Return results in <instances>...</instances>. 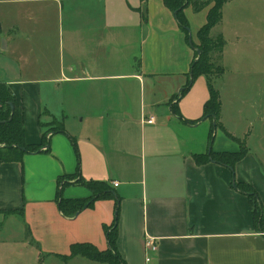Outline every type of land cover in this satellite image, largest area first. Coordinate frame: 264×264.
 I'll return each mask as SVG.
<instances>
[{
    "label": "crops",
    "instance_id": "1",
    "mask_svg": "<svg viewBox=\"0 0 264 264\" xmlns=\"http://www.w3.org/2000/svg\"><path fill=\"white\" fill-rule=\"evenodd\" d=\"M0 5L16 7L15 19L6 14L0 23V83L19 100L26 143L41 145L45 134L49 143L22 163L0 165V264L77 263L80 257H62L79 243L107 250L113 198L73 218L59 210L62 184L64 199L93 196L80 180L119 184L113 189L121 203L117 250L126 264H264V236L254 230L249 200L233 185L231 170L199 166L195 156L237 152L246 137L249 154L237 165L245 162L249 172L237 168L236 181L252 185L263 206L264 165L248 145L250 132L239 138L225 127L222 111L210 145L214 123L201 120L209 80L200 76L183 96L195 50L164 0ZM34 5L48 7L42 18ZM208 12L184 11L190 26L189 17L203 16L192 29L195 41ZM221 22L212 31L218 38ZM224 41L212 60L226 80ZM2 111L0 105V123ZM152 118L153 124L144 122ZM60 123L67 134L51 130ZM70 138L78 142L79 174ZM149 238L156 252L146 249Z\"/></svg>",
    "mask_w": 264,
    "mask_h": 264
},
{
    "label": "trees",
    "instance_id": "2",
    "mask_svg": "<svg viewBox=\"0 0 264 264\" xmlns=\"http://www.w3.org/2000/svg\"><path fill=\"white\" fill-rule=\"evenodd\" d=\"M148 1L149 0H142L144 5H146ZM228 2L229 0H215L213 9L208 12L206 24L201 29H199V45L198 47L193 45L196 52L195 60H193L191 66L189 83L182 92L183 96L199 79L200 76L208 77L209 75H220L225 72L223 68L212 61V53H214V51H216V53H222L225 47V41L223 37H220L214 41L211 37V32L213 31L214 27L222 21V10ZM164 5L176 16L179 28L185 31L189 40L190 31L188 30V20L186 15H184V10L190 5H193L194 12L198 14V12H200V8H198L197 4H194L192 0H164ZM209 92L210 99L204 105L205 111L201 120L208 118L214 123L213 130L209 137L210 145H212L214 133L216 129L220 127L218 120L222 111V103L220 92H218L216 88L214 89L210 82ZM10 104H14L15 106V113L13 117L10 110ZM0 105L3 110V122L0 123V165L3 163H22V158L26 154L42 152V150L49 144L48 140L46 139V134L44 135L41 145H28V143H26L25 128H23L22 118L19 112V100L12 96L9 87L2 83H0ZM172 108L173 113L179 116L178 108H176V106H173ZM185 122L189 123L186 120ZM58 126L60 128L55 129L54 131L67 134L65 127H63L61 123ZM70 140L73 143L76 158H78L77 174H79L81 168V157L78 142L74 138H70ZM248 152L249 149H247L245 145L240 146V149L237 152L232 153H215L213 150H209L207 154L195 156V162L199 166L209 163H214L216 165L219 164L231 170L233 176V185L249 200L253 215L254 230L258 231L261 235H264V208L258 192L252 185L238 183L235 179V167L239 162L248 156ZM67 177L68 176L64 177L59 182V186H61L65 179H68ZM79 183L82 186L88 188L93 193V196L88 199H64L62 196V191L63 187H65L67 183L62 184L57 196L60 212L66 217L73 218L76 217L78 213L86 209H93L95 205L94 203L96 201L113 198L116 203L114 217L115 220L110 228L104 226V233L108 243L107 250H99L96 246L89 243H79L70 247V255L62 257L63 261L67 262L71 259L80 257L92 263L126 264L121 257L119 250H117V241L119 237L118 224L121 208L120 198L116 195V192L113 190L114 188H111L110 184L106 182L80 180Z\"/></svg>",
    "mask_w": 264,
    "mask_h": 264
},
{
    "label": "rangeland",
    "instance_id": "3",
    "mask_svg": "<svg viewBox=\"0 0 264 264\" xmlns=\"http://www.w3.org/2000/svg\"><path fill=\"white\" fill-rule=\"evenodd\" d=\"M192 1L200 8V12L210 11L215 5V0ZM189 7L194 11L193 5ZM14 8H16L14 5H0V23L1 19L6 20L4 18L6 14L10 18L15 19L16 10ZM47 9L48 7L45 5H34L32 12L36 17L42 18L43 13L47 12ZM223 14L224 19L217 30L223 34L226 40L227 46L225 48L223 66L226 68L229 78L224 80L226 78L223 77L224 73L209 75L207 78L214 89L216 88L220 92L223 107L221 117L223 123H225V127L237 134L239 138L243 133L246 132L247 134L249 131L251 136L249 137L248 145L254 153H257L258 160L264 165V0H231L225 7ZM24 16H26V13L22 14V17ZM202 18L203 16L199 15L195 20L189 17L191 19V26L189 22L188 25L191 35L194 31L192 29L198 26ZM212 35L215 36L216 34H212L211 32V37ZM236 35L241 37L247 35L248 37L251 36V38L243 42L238 41ZM196 38L195 41V36L193 35L192 44L198 47V34ZM217 39L218 37L216 36L213 38L214 41ZM186 42L189 43L187 35ZM215 56L216 51L212 53V59ZM190 71L191 67L186 74L188 82L190 80ZM58 125L51 130L59 129ZM245 138L240 139V146L245 145L248 149L247 138ZM237 168L239 169V174L243 173L242 171L245 174L249 172L245 162L244 164L237 165L235 167V179H237ZM10 215H13V212H5V217ZM46 264L58 263L48 258ZM73 264L99 263H92L79 258V261L77 263L73 262Z\"/></svg>",
    "mask_w": 264,
    "mask_h": 264
},
{
    "label": "built area",
    "instance_id": "4",
    "mask_svg": "<svg viewBox=\"0 0 264 264\" xmlns=\"http://www.w3.org/2000/svg\"><path fill=\"white\" fill-rule=\"evenodd\" d=\"M144 122L145 123H147V124H149V125H151V124H153V122H154V119L152 118V119H149V120H144ZM112 186H113V188H117L118 186H119V184L117 183V182H114L113 184H112ZM264 236V235H263ZM146 249H148V250H150V251H153V252H156L157 251V247H156V244H155V241H154V239H151V238H149L148 240H147V242H146ZM149 260V259H148Z\"/></svg>",
    "mask_w": 264,
    "mask_h": 264
},
{
    "label": "water",
    "instance_id": "5",
    "mask_svg": "<svg viewBox=\"0 0 264 264\" xmlns=\"http://www.w3.org/2000/svg\"><path fill=\"white\" fill-rule=\"evenodd\" d=\"M189 30V29H188ZM190 31V36H189V45L190 46H192L193 44V42H192V35H191V30H189ZM193 47V46H192ZM199 54H200V51H199ZM10 110H11V112H12V117H13V115H14V111H15V106H14V104L12 105V104H10ZM79 214V213H78ZM78 216V215H77ZM76 216V217H77Z\"/></svg>",
    "mask_w": 264,
    "mask_h": 264
}]
</instances>
